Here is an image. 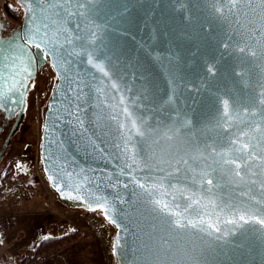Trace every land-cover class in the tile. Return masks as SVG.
<instances>
[{"label": "water", "instance_id": "obj_1", "mask_svg": "<svg viewBox=\"0 0 264 264\" xmlns=\"http://www.w3.org/2000/svg\"><path fill=\"white\" fill-rule=\"evenodd\" d=\"M17 2L0 87L28 48L52 67L42 171L115 227V264H264L262 0Z\"/></svg>", "mask_w": 264, "mask_h": 264}, {"label": "rangeland", "instance_id": "obj_2", "mask_svg": "<svg viewBox=\"0 0 264 264\" xmlns=\"http://www.w3.org/2000/svg\"><path fill=\"white\" fill-rule=\"evenodd\" d=\"M4 7L15 16L24 14L10 0H0V11ZM55 80L47 62L28 98L22 126L0 164V264H18L41 239L75 232L78 238L74 242L35 264H108L111 258L106 240L87 228L89 216L100 212L62 202L42 171L43 110Z\"/></svg>", "mask_w": 264, "mask_h": 264}, {"label": "flooded vegetation", "instance_id": "obj_3", "mask_svg": "<svg viewBox=\"0 0 264 264\" xmlns=\"http://www.w3.org/2000/svg\"><path fill=\"white\" fill-rule=\"evenodd\" d=\"M10 1L21 8L17 0ZM3 10L0 11V26H2L0 27V44H6L9 47L14 44L12 47L23 50L24 46L18 43L21 41L20 28L24 14L18 17L13 12H8L5 7ZM8 56L9 54L0 48V63L3 66L6 65ZM22 60L24 65H19L18 63ZM9 63L11 68L6 74H12L11 85L7 90L0 87V104L4 105L0 107V164L22 126L28 98L36 80L41 78L43 69V66L38 67V57L33 48H28L27 54L12 55Z\"/></svg>", "mask_w": 264, "mask_h": 264}, {"label": "trees", "instance_id": "obj_4", "mask_svg": "<svg viewBox=\"0 0 264 264\" xmlns=\"http://www.w3.org/2000/svg\"><path fill=\"white\" fill-rule=\"evenodd\" d=\"M0 186V192L2 191ZM92 213V212H89ZM93 214V213H92ZM101 214V213H100ZM97 214V215H100ZM96 215V214H95ZM78 238L77 232L60 237H46L41 239L35 248H31L18 264H35L54 253L53 251L74 242Z\"/></svg>", "mask_w": 264, "mask_h": 264}, {"label": "built area", "instance_id": "obj_5", "mask_svg": "<svg viewBox=\"0 0 264 264\" xmlns=\"http://www.w3.org/2000/svg\"><path fill=\"white\" fill-rule=\"evenodd\" d=\"M87 228L92 234L98 235L106 240V243L109 247L108 252L111 256V258L108 256V264H115L113 255V239L116 232L115 227L101 214H93L89 216Z\"/></svg>", "mask_w": 264, "mask_h": 264}, {"label": "snow or ice", "instance_id": "obj_6", "mask_svg": "<svg viewBox=\"0 0 264 264\" xmlns=\"http://www.w3.org/2000/svg\"><path fill=\"white\" fill-rule=\"evenodd\" d=\"M262 3H264V0H262ZM0 27H2V26H0ZM42 43H43V41L36 43V44H35V47H36L37 49H40ZM44 51H48L47 48H45ZM240 51L243 52L244 49H241ZM253 55H255V53H253ZM100 70H101L102 72L104 71L102 68H101ZM209 71H211V69H209ZM105 75H107V73H105ZM113 87H115V85H113ZM0 107H4V105L0 104ZM233 143H235V142H233ZM247 147H248V146H247L246 144H244V145H242L240 148H238L237 151L244 152V151L247 149ZM241 158H242V157H241ZM226 162H228V163H235V160H232V161H226ZM236 167L239 168V164H236ZM236 174L239 175V172H237ZM209 183H211V181H209ZM140 187H143V185H140ZM58 190H59V189H58ZM98 203H99V202H98ZM157 203H158V202H157ZM101 208H102V210H104L102 204H101ZM166 208H167V206L165 205V206H163V207H160L158 210H160L161 212H165V213H166ZM93 210H94V209H93ZM104 214H105L106 217H109V216L111 215V212H110V210H104ZM240 220L244 221L245 218H244L243 216H241V217H240ZM112 222L115 223V220H113ZM245 222H247V221H245ZM258 223H260V224H264V219L258 221ZM172 224H173V227H184L183 225H181V222H180L179 219L173 221ZM195 226H196L195 224L192 225V227H195ZM217 231H219V230L217 229Z\"/></svg>", "mask_w": 264, "mask_h": 264}]
</instances>
